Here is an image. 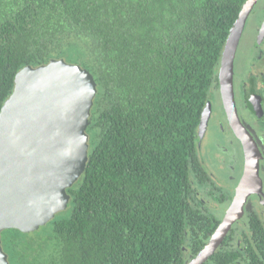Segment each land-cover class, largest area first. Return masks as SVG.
<instances>
[{
    "label": "trees",
    "instance_id": "1",
    "mask_svg": "<svg viewBox=\"0 0 264 264\" xmlns=\"http://www.w3.org/2000/svg\"><path fill=\"white\" fill-rule=\"evenodd\" d=\"M244 1L0 0V108L20 68L51 58L78 63L97 87L70 212L3 230L10 264H186L200 250L221 218L195 206L211 179L198 125ZM250 241V253L264 249ZM224 244L204 264H228Z\"/></svg>",
    "mask_w": 264,
    "mask_h": 264
},
{
    "label": "water",
    "instance_id": "2",
    "mask_svg": "<svg viewBox=\"0 0 264 264\" xmlns=\"http://www.w3.org/2000/svg\"><path fill=\"white\" fill-rule=\"evenodd\" d=\"M259 1L243 2L216 69L222 107L244 152L242 174L222 220L186 264H204L242 214L248 196L262 193L259 151L237 113L233 89L237 48ZM263 35L264 21L258 40ZM96 92L90 72L63 57L17 71L12 92L0 108V264H10L2 246L3 230L35 231L67 209V188L79 181L88 161L87 126ZM211 98L209 93L202 108L199 137L213 110ZM249 106L261 114L259 100L249 101Z\"/></svg>",
    "mask_w": 264,
    "mask_h": 264
},
{
    "label": "flooded vegetation",
    "instance_id": "3",
    "mask_svg": "<svg viewBox=\"0 0 264 264\" xmlns=\"http://www.w3.org/2000/svg\"><path fill=\"white\" fill-rule=\"evenodd\" d=\"M255 7H258V9L253 16L252 13L254 9L250 13L240 44L237 48L236 54H239L241 62L240 60L236 62V68L234 67L235 76L233 89L237 113L243 124L253 136L259 151V173L263 184L261 194L252 192L248 196L243 205L242 214L232 223L222 241L223 243L225 240L224 245L228 247L226 250L227 252L233 251L230 252L228 264H264V249H258L256 247L257 250L251 253L244 249L246 244L248 245L251 243L250 240L264 247V71L261 75H255L251 72L253 64L259 61V59L249 50L251 43L246 42L247 29L256 30L255 39L252 43L253 48H257L256 46L264 42V35L258 40L260 27L264 21V0H260ZM240 51L242 52L241 55ZM244 59H247V62ZM257 76H259V78ZM219 95L217 81V87L214 89L213 97L211 98L213 110L202 136L197 141L199 156L207 172L211 176V179L207 184L198 183V186H196L197 195L202 199L203 203H198L195 206L207 210V213H210L209 215L220 217L221 221L227 208L231 204L235 188L240 180L243 170L244 152L240 140L235 136L228 124ZM217 100H219L218 106L215 105ZM258 100L262 108L261 114L254 112L249 106V101L254 103ZM220 106L221 110L216 113L215 109H220ZM212 126L216 127L219 137L216 139L223 151L215 147L212 151L209 149L207 155H202L201 149H203V151L205 150V147L202 145V140H204V136ZM220 133L224 138H221ZM214 152L220 154L219 157H215V154L212 157L211 154ZM222 192L226 195L223 197V201H215L214 196L220 195ZM255 221L258 223V229L256 228L255 232H253L249 224L251 225ZM235 254V258H232Z\"/></svg>",
    "mask_w": 264,
    "mask_h": 264
},
{
    "label": "rangeland",
    "instance_id": "4",
    "mask_svg": "<svg viewBox=\"0 0 264 264\" xmlns=\"http://www.w3.org/2000/svg\"><path fill=\"white\" fill-rule=\"evenodd\" d=\"M257 9H258V7H256L254 9V12L252 13V16L256 13V10ZM247 30L248 31L246 32L247 33V35H246V42L247 43H251L250 44V47H249V50L251 51V53L255 54L258 57V59H259V61H257L256 63L253 64V66L251 68V72L254 73L255 75H261L263 73V71H264L263 70L264 42L261 45L256 46L257 48H253V46H252L253 44L252 43H253V41L255 39L256 30L255 31L252 30V29H247ZM251 48H252V50H251ZM241 54H242V52L240 51V55ZM239 60H240L239 54H236V56H235V65H236V62H239ZM244 60L247 62V59H244ZM240 62H241V60H240ZM234 67L236 68V66H234ZM257 77L259 78V76H257ZM219 96H218V98H219ZM215 105L216 106L219 105V100H217L215 102ZM219 108L220 109H218V108L215 109L216 113L221 110V106ZM217 137H218V133H217L216 127L215 126L210 127V130H208V132L206 133V135L203 138L204 140H202V145L205 147V150L204 151H203V149H201L202 155H207L208 150L211 149L210 151H212V150H214L215 147H218V149H220L221 151H223L221 145L219 144L218 140L216 139ZM222 137H223V135L221 134V138ZM214 154H215V157H219V155H220V154H217V152H214V153L211 154V156L213 157ZM69 212H70V210L69 209H66V211L64 212V215H67ZM11 258L13 260V264H20L19 262H17V260L15 258H13V257H11Z\"/></svg>",
    "mask_w": 264,
    "mask_h": 264
}]
</instances>
